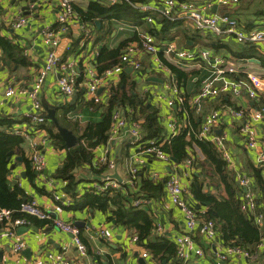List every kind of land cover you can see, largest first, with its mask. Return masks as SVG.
Instances as JSON below:
<instances>
[{
  "label": "crops",
  "instance_id": "1",
  "mask_svg": "<svg viewBox=\"0 0 264 264\" xmlns=\"http://www.w3.org/2000/svg\"><path fill=\"white\" fill-rule=\"evenodd\" d=\"M88 1L90 0H77L75 3L84 10L88 5ZM163 1L146 0L145 3L135 1V4H137L135 6L141 9V14L144 17L142 23L138 24L123 21L116 17H103L96 19L101 22L98 26L95 23L96 20L90 23L76 18L70 24L67 32L59 33L60 44L57 47V53L61 61L75 63V73L78 75L84 59L85 66L93 67L92 62L96 60L99 50L105 43L118 46L122 40L131 37L136 30L142 34L152 35L159 51L170 42H175L178 48L182 50L200 51L208 49L215 55L226 56V49L219 50V54L212 48L213 41L217 36L204 30H197L190 19L179 16L176 12L172 13L173 17H176L173 21L178 22L171 28L165 27L163 23L164 16L160 11L163 7ZM192 1L201 8L210 4V8L205 7V13L207 14L228 15L230 9L234 10V6L237 7L236 4L233 6L219 4L218 0ZM238 2V6H241V4L245 6V1L239 0ZM142 4L148 7L147 10L141 8ZM215 4H218L219 7L217 12L213 13L212 7ZM20 15L26 16L28 23L20 28H15L14 22ZM147 17H152L153 21H148ZM242 17L245 16L242 15ZM249 18L253 19L256 25L263 23L260 19L255 20L256 18L252 14L249 15ZM57 23V0H0V35L9 37L23 48L22 52L24 50L25 53L27 52L25 55L21 52L24 56L23 59L26 60L25 63L16 62L7 59L3 48L0 46V130H10L24 140L21 145L23 152L19 149L9 152L10 173L8 180L10 186L14 188L15 185H18L22 188L24 194L21 195V198L23 200L27 198L26 200H35L43 206H51L64 220L77 224L81 228V238L86 246V254L80 253L73 243V236L70 233L61 232L50 223L31 218L29 225L21 226L28 227L27 231L20 233V227L16 230V237L24 242V248L19 256L13 252L12 238L5 230H0V264H64V261L73 264H253L242 256H234L227 262L217 260L214 253V244L212 245L206 239L200 228L195 229L194 238L196 247L199 246L203 250L202 256L192 254L190 260L186 263L179 259L177 252L169 259H155L146 244L133 241L132 238L137 234L136 231L119 223L113 217L111 209L103 210L91 206L82 207L80 204L86 193L103 194L94 189L95 182H100L106 176L117 173L121 181L117 178L113 179L122 185V188L118 190L122 191L123 194H128L129 191L132 194H138L136 199L131 197V200L133 199L132 205L152 215L154 225L152 239L155 241L159 238H166L175 245L177 250L176 237L188 233V228L183 210L174 204L168 195L166 188L168 178L171 175H177L189 188L190 183L194 181L195 177H198L202 183L204 193L215 196L219 201H231V198H235L236 203H240L245 189L240 186L239 175L247 174L252 177L253 168L258 165L256 163L257 152L246 147L243 135L240 132L241 119L234 117L231 111L232 108L252 109L255 106H260L264 104V96L258 99L231 96L233 104L225 103L222 101L221 96H217L206 99L198 108V106L191 104L190 99L199 91L202 80L213 74L208 61L178 60L174 54L168 56L160 51L159 53H163L169 60L182 68V73L185 72L180 82L181 88L185 93H191L187 100L193 106V116L199 118L197 129L186 120L181 121L182 128H189L188 139L192 144L189 146L188 157L194 159L193 168L189 171L186 160L178 161L170 155L172 163L156 158L143 151L141 142L125 135L118 140L109 142L108 139L107 143L98 145L94 149V158L91 165L78 169L75 180L57 178V171L64 164L68 149L78 145L79 135L83 128L89 121L101 118V114L110 98L111 86L120 83L123 71L130 75L128 83L123 86L126 87L128 93L143 97L151 111L154 109L159 110L163 120H165L167 133L169 132L168 117L177 114L176 106L170 107L167 99L160 98V95L164 93V82L167 81L170 75L168 76L166 70L158 65L153 54L147 50L140 49L136 54V58L142 64L141 69H134L131 65L123 63V70L115 69L101 76L103 84L100 89L103 88V90L100 92L99 89L98 93L102 97L103 102L101 104L104 105H97L94 109L96 113H93L87 105L90 100L87 85L93 76L86 72L83 81L77 84L74 95L71 98H66L60 93L59 78L61 70L57 69L47 77L40 94L45 116L41 127L46 131L42 135L47 137L48 144L41 149V152L45 155V166L42 170H39L32 158L34 150L31 141L37 136L34 130L36 124L31 122L28 116L33 111L32 100L28 95L11 98L6 97L4 93L7 87L14 84H20L29 90L32 88L34 77L39 69L44 66L49 51V47L44 41L43 31L47 28H57ZM102 27L113 29V31L110 37L107 35L104 40L99 41L98 36L100 34L98 31ZM86 34L91 35V38H87ZM227 39L233 40V38ZM133 45H137V43H129V46ZM71 46H74L73 50L68 52ZM128 47L122 49L123 54L127 53ZM262 48L264 50V46ZM243 66L244 70L253 73L257 70L255 65L244 64ZM261 71L264 73V70ZM134 81L136 86L132 88L131 84ZM228 98L230 97L226 96V99ZM46 104L55 108L59 123L71 129L78 137V143L75 146L68 147L65 144V147H60L51 138L47 130L49 124H53L56 131L58 133L59 131L56 124L46 118L48 114ZM122 109L125 110L121 107ZM214 109L220 112L215 133L226 135L228 146L232 152L233 163L223 158L225 161L223 163L219 161L218 164L192 139L193 137H190L191 133H195V137L201 140L199 133L204 119ZM139 119L143 122L142 119L144 118L139 117ZM3 120L10 121L11 125L1 124ZM76 122V128L79 131L75 129ZM17 128L29 133L30 137L16 133ZM257 129L260 139L264 141V120L258 122ZM141 134L143 138V127ZM108 136L110 138V134ZM23 153L31 160L34 173L29 172L23 162ZM108 160L114 161L115 166L111 168L107 165L106 161ZM134 167L138 170L133 178L132 168ZM260 168H262L261 173L264 183V166ZM103 169V173H97V170ZM139 174L154 182L156 189L152 186V190L148 191L151 195L140 192ZM252 180L259 195V209L264 211V184L259 186L254 177H252ZM125 185H128L131 189H126ZM230 191H235L236 194L232 197ZM57 195L61 197V200L65 199L71 203L63 205L61 201L56 199L55 196ZM112 195H114V192ZM137 199H145L146 201L136 206L134 202ZM55 204L60 208H56ZM206 205L209 206L210 203L207 202ZM244 213L251 215L247 212ZM102 229L109 233L110 240L100 236V230ZM219 240L224 244L220 237ZM144 251H149L152 257H143ZM56 260L59 263H55Z\"/></svg>",
  "mask_w": 264,
  "mask_h": 264
},
{
  "label": "built area",
  "instance_id": "2",
  "mask_svg": "<svg viewBox=\"0 0 264 264\" xmlns=\"http://www.w3.org/2000/svg\"><path fill=\"white\" fill-rule=\"evenodd\" d=\"M97 1L109 3L127 1L133 5H137L132 0ZM238 1L239 0H218L219 4L222 5H230L231 3H236ZM74 2L75 0H57L58 21L62 23V26L58 31H55L52 28H47L43 31L44 41L49 47V51L45 58L44 66L39 69L38 73L34 77L32 88L29 90L20 84H14L7 87L4 93L6 97L11 98H19L20 96L28 95L32 100L33 111L28 114V116L31 119V122L36 124L34 130L37 133V136H35L31 141L34 150L32 158L39 170H42L45 166V155L41 152V149L48 144L47 137L42 135L43 132L46 131L41 127L44 123L45 116L43 113L44 108L40 99V94L45 81L51 73L60 69V93L66 98H71L74 95L78 84V75L75 73V63L61 61V58L57 53V47L60 44L59 33L67 32L70 24H72L74 20ZM205 7L210 8L211 5L208 4L201 8L192 0H164L163 7L160 11L163 16L171 20L176 18L172 15L173 12H176L179 16H184L190 19L197 30L210 32L214 36L229 34L233 35L239 43L252 42L264 46V26L249 31L246 30L244 26L239 24L236 18L230 15L205 13ZM141 8L147 10L148 7L142 4ZM147 20L151 22L153 21V18L147 17ZM27 23L28 18L20 15L14 22V27L20 28ZM142 37V47L140 48L137 45L129 46L127 53L122 56L121 63L129 64L134 69H141L142 64L138 58H136L137 52L140 49H143L153 54L154 60L158 63V65L166 70L168 76L170 75L167 81L164 82V93L160 95V98L167 99L168 105L170 107L176 106L178 111L186 112L185 102L187 101V97L176 84L170 69L164 65L159 55L160 51H163L168 56L174 54L178 60H199V62L202 60L208 61L213 70V74L202 80L199 91L190 99L191 104L198 106V108L206 99L221 95H231L233 97L245 96L249 99H258L259 97L264 96V77L253 72H247L246 78H238L237 75L240 72L238 66L231 62L226 56L215 55L208 49L200 51L182 50L178 48L175 42H170L159 51L152 35L142 34ZM122 64L108 72H112L115 69L120 71L123 70L124 67ZM86 71L88 74L93 76L87 85L88 95L94 103L101 104L103 101L98 91L103 84V79L102 77L97 76L96 71L92 66H86ZM231 112L234 117L241 119L240 132L243 135L246 147L257 152L256 163L264 166V141L260 139L257 129L258 122L264 120V104L255 106L252 109L241 107L232 108ZM219 118L220 112L217 109L208 113L204 119L199 136L201 140L212 143L226 161L233 163V156L228 146L226 135L215 133V128L219 123ZM142 123L143 122L140 119L132 120V118H129L124 110H121L120 108L114 109L112 126L109 132V142L118 140L125 135H129L133 137L135 141L141 142V148L146 153L151 154L156 158L165 160L168 163H172V159L169 154L163 151L161 147L162 143H157L156 140H150L144 143L142 142ZM181 129L182 124L179 123L177 117L170 115L168 117L169 132L166 134L165 140H170V138L178 134ZM16 133L30 137L29 133L23 132L20 128L16 129ZM106 162L111 168L115 166V162L112 160H108ZM193 163L194 159L192 157H189L186 160V166L189 168V171L193 168ZM137 170L138 168H132L133 178L135 177ZM239 183L240 186L245 189V193L240 204L241 209L253 216L256 226L263 233V237L257 247L259 253H251L248 249L242 248L238 245H228L220 242L216 222L212 219L200 221L194 204L192 203L190 190L184 184L182 179H180L177 175H171L168 178L166 183L168 195L170 196L172 202L183 210L186 218V226L188 228V233L177 236L175 240L177 244V256L184 263L190 260L192 254L196 256L203 255V250L199 246L196 247L194 238L195 229L200 228L206 239L209 240L212 245L214 244V253L217 260L220 262L230 261L234 256H242L251 261L253 264H264V211L259 209V195L253 184L252 177L247 174H240ZM121 188L122 185L113 178H110V176H106L100 182H95L94 184V189L101 193L110 192L112 194L114 191ZM55 197L57 200L61 201L63 205L71 203L67 202L65 199L61 200V197L58 195ZM145 201V199H137L134 203L136 206H139ZM54 206L56 208H60L57 204ZM16 212L50 223L61 232L70 233L73 236V243L77 246L80 253L83 255L86 254V246L81 238V228L77 224L64 220L53 210L51 206H43L35 200H26L22 202L20 207L16 210L10 208H0V230H5L12 238L13 252L15 255L19 256L24 248V242L16 237V230L18 227L27 226L31 223V220L27 216L15 217ZM100 234L101 237L110 240L109 233H107L104 229L100 230ZM132 239L134 242H139L137 235H134ZM261 253H263V255H261ZM142 256L145 258L152 257L149 251H144ZM55 263L59 262L56 260ZM64 264L73 263L64 261Z\"/></svg>",
  "mask_w": 264,
  "mask_h": 264
},
{
  "label": "trees",
  "instance_id": "3",
  "mask_svg": "<svg viewBox=\"0 0 264 264\" xmlns=\"http://www.w3.org/2000/svg\"><path fill=\"white\" fill-rule=\"evenodd\" d=\"M77 0H75L76 2ZM133 2L139 1L145 3L146 0H132ZM245 1V6L237 3H231L230 6L234 4V10H229L230 16L236 18L246 30H254L258 27L264 26V0H243ZM74 2V11L76 18L83 20L85 22L93 23L97 18L103 17H116L123 21H129L133 23H142L143 15L141 14V9L137 6L124 1L119 3H109L97 0L88 1V5L83 10ZM247 2V3H246ZM255 3V4H254ZM247 4V5H246ZM250 8L251 13H250ZM255 16V20H261L263 23L256 25L253 19L249 18V15ZM245 16V17H242ZM178 21H173L167 17H163V23L165 27L171 28ZM58 27L52 28L55 31H58L62 23L58 21ZM113 29H108L102 27L99 32V41L104 40L107 35L111 36ZM91 35H87V38H91ZM227 38H233L227 39ZM235 39V44H234ZM142 33L137 30L133 32L131 37L122 40L118 46H112L105 43L99 50L98 56L95 61L92 63L93 68L97 71L98 76H102L108 71L114 69L118 65L122 64V49L127 48L130 42H136L138 47H142ZM0 46L3 48L6 58L25 63L26 60L23 59L25 55V50L13 42L7 36L0 35ZM214 46V47H213ZM212 48L215 49L216 53L221 49H226V57L229 58L231 62L238 66L240 72L237 75L238 78H246L247 71L244 70V64L255 65L257 70L255 74L263 76L264 73L261 70H264V50L262 45L256 43H239L233 35L223 34L217 36L213 41ZM74 47V46H73ZM71 46L68 52L73 50ZM23 54H22V53ZM220 54V53H219ZM164 65H166L173 74L174 80L179 88H181L180 82L182 81L183 74L182 68H180L176 63L169 60L167 56L163 53L159 54ZM225 56V55H223ZM252 58H256L259 62L251 61ZM85 60V59H84ZM83 64L80 67V72L77 77V83L82 82L84 74H86V66ZM130 75L126 72H122V78L120 83L111 86V94L108 102L106 103L105 110L101 114V118L89 121L86 126L83 128L79 135V143L76 147L68 149V154L66 160L62 167L57 171V178L75 180L76 171L85 166L91 165L94 158V149L100 145L107 143L109 139V132L111 130L112 121H113V110L116 108H124L127 112V116L132 118V120H137L139 117H143V141L156 140L157 143H162V149L165 153L169 154L171 157L175 158L178 161L187 160L189 157V146L192 144L188 139L189 128H182L178 134L170 138V140H164L166 136L165 129V120H163L162 115L159 113L158 109L151 111V108L147 107V104L143 97L138 95L128 93L126 87L123 85L128 83V78ZM177 77V79H176ZM136 82H132L131 87L134 88ZM185 93V91H183ZM191 93L186 92L184 95L189 99ZM226 96L230 98L226 99ZM221 99L225 103L233 104L231 101V95H221ZM87 105L94 109L97 105L92 99H90ZM104 105V104H101ZM103 107V106H102ZM193 106L190 105L189 101L185 102L186 112L178 111L175 114L177 120L181 124V121L186 120L191 125L193 124L194 128L197 129L199 124V118H195L192 112ZM123 110V109H122ZM124 110V111H125ZM6 123V125H11L10 121L3 120L1 124ZM77 122L75 125L76 131H79L77 128ZM48 132L52 139H54L58 146L65 147V143L59 133L56 131L53 124H49ZM10 129V128H9ZM195 133H191L190 137L194 139L208 154L211 159H214L215 162L219 164L223 163L225 160L219 151L214 147V145L205 140H199L195 137ZM24 142L23 138L13 134L10 130H0V208H10L18 209L21 205L23 198V190L20 186L15 185L12 188L8 180V175L10 173L9 167V152L13 150H20L23 152L22 143ZM23 162L27 166L29 172L34 173L31 166V160L22 154ZM263 167L261 165H256L253 168L252 177H254L260 185H263V176L261 170ZM103 170H97V173H103ZM141 182L140 192L148 193L152 190L154 182L149 178H146L142 174H139ZM126 189L130 190L131 188L128 185H125ZM190 196L192 197V203L197 211V215L200 221H205L212 219L216 222V227L218 229V236L223 240L224 244H234L242 248L248 249L251 253H259L257 247L259 242L263 237L262 231L256 226L254 218L252 215H247L241 209L240 203H236L235 198H231V201H219L215 196L208 195L202 191V183L195 177L194 181L189 185ZM114 195L109 193L96 194L94 192L86 193L83 196L81 201V206H91L101 208L103 210L111 209L113 217L116 220L136 231V235L139 238V242L146 244L147 247L152 251V255L155 259L163 260L165 258L169 259L172 255H175L177 252L175 245L166 238H159L158 240H153V218L152 215L147 211L138 209L132 205L131 197L135 199L138 198V194H132L131 191L128 194H123L122 191L118 190ZM236 194L235 191H230V195L233 197ZM209 202L210 205L207 206L206 203ZM27 216L30 220L31 218L38 220L35 217L24 215L22 213L16 212L15 217ZM223 238V239H222ZM263 255V253H261Z\"/></svg>",
  "mask_w": 264,
  "mask_h": 264
},
{
  "label": "water",
  "instance_id": "4",
  "mask_svg": "<svg viewBox=\"0 0 264 264\" xmlns=\"http://www.w3.org/2000/svg\"><path fill=\"white\" fill-rule=\"evenodd\" d=\"M218 7H219L218 4H215V5L212 7V12H213V13H216L217 10H218ZM228 15H229V14H228ZM95 23L99 26L101 22H100L99 20H96ZM251 61H253V62H259V60L256 59V58H252ZM130 69H132V68H130ZM157 80H158V81H163V80H161V79H160V80L157 79ZM102 90H103V88L100 89V92H101ZM46 108H47V111H48V114L46 115V118L52 120V121L56 124V126H57V128H58V131H59V133H60V135L62 136V138H63L64 141H65V144H66L68 147H73V146H75V145L78 143V137L74 134V132H73L71 129L62 126V125L59 123L58 118H57V116H56V114H55V113H56L55 108L49 106L48 104H46ZM109 176H110V178H117L118 180L121 181V178L118 176L117 173L112 174V175H109ZM24 199H25V201H26L27 198H24ZM28 229H29L28 227H20V228H19V232L21 233L22 231H27Z\"/></svg>",
  "mask_w": 264,
  "mask_h": 264
},
{
  "label": "rangeland",
  "instance_id": "5",
  "mask_svg": "<svg viewBox=\"0 0 264 264\" xmlns=\"http://www.w3.org/2000/svg\"><path fill=\"white\" fill-rule=\"evenodd\" d=\"M255 4V3H254Z\"/></svg>",
  "mask_w": 264,
  "mask_h": 264
}]
</instances>
